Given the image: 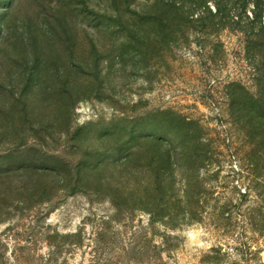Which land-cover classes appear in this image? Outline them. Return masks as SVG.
<instances>
[{
    "label": "rangeland",
    "instance_id": "1",
    "mask_svg": "<svg viewBox=\"0 0 264 264\" xmlns=\"http://www.w3.org/2000/svg\"><path fill=\"white\" fill-rule=\"evenodd\" d=\"M188 2L0 0V264H264V47Z\"/></svg>",
    "mask_w": 264,
    "mask_h": 264
},
{
    "label": "trees",
    "instance_id": "2",
    "mask_svg": "<svg viewBox=\"0 0 264 264\" xmlns=\"http://www.w3.org/2000/svg\"><path fill=\"white\" fill-rule=\"evenodd\" d=\"M208 0H189V8L192 12H188V16L193 17V13L198 7L205 6L207 4ZM215 4V9L212 11L210 8L209 13L214 18L220 21L233 19L232 17V11L237 10L239 12L238 14L234 16V18H237V20L240 21V19L243 18V15L246 17L247 20H250L252 23V27L250 29H243L242 33L247 37V47L248 48H254L255 46L264 47V0H213ZM249 5L253 6V12L250 15L247 14L246 9ZM204 17H201V20H203ZM256 23H258V26L255 27ZM220 25V24H218ZM252 101L259 105L261 100H256L255 98L252 99ZM264 112V111H263ZM249 117L251 118V121L254 120H263L264 119V113H261L259 111H256L255 109H250L249 111ZM260 126L258 129L260 130L262 127L264 128V123L259 122ZM134 133H129V137H132L128 143L134 142L135 137H133ZM148 144L157 145V142L155 141H147ZM154 143V144H153ZM133 147L129 148V151H131ZM157 157L158 161L161 162L163 165L168 164L173 160V157L171 155V152L168 150L163 149V147L157 145ZM129 158H135L136 157V151L132 152L129 156ZM82 172V171H81ZM81 172H78L77 174H81Z\"/></svg>",
    "mask_w": 264,
    "mask_h": 264
}]
</instances>
